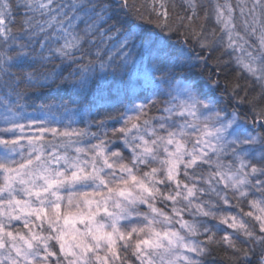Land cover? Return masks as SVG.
Instances as JSON below:
<instances>
[{
    "label": "clouds",
    "instance_id": "1",
    "mask_svg": "<svg viewBox=\"0 0 264 264\" xmlns=\"http://www.w3.org/2000/svg\"><path fill=\"white\" fill-rule=\"evenodd\" d=\"M195 2L228 87L169 50L137 102L91 88L124 82L109 0H0V264H208V237L264 264V0Z\"/></svg>",
    "mask_w": 264,
    "mask_h": 264
},
{
    "label": "snow or ice",
    "instance_id": "2",
    "mask_svg": "<svg viewBox=\"0 0 264 264\" xmlns=\"http://www.w3.org/2000/svg\"><path fill=\"white\" fill-rule=\"evenodd\" d=\"M183 4L187 6L185 13L176 16L173 15L176 8L174 0H144V3L139 5V7L135 4L130 5L129 0H119L118 3L110 4V8L112 15H118L123 9L131 8L137 20H142L147 24L155 25V28L160 29L161 32L167 31L169 34H172L183 29V35L185 37L184 42L187 43L188 38H191L192 40L194 38L199 39L198 34H202V26L198 23L201 19V14L199 5H197L195 0H183ZM140 9H146L147 14ZM109 18L111 19L112 16ZM204 19H206V15ZM217 19H219V16ZM49 23H51V21H49ZM117 23H119V21H117ZM108 40L123 53L120 57L118 67L124 74L123 81L126 83V86H140L142 84V80L138 75V61L143 63L145 55L151 59L153 53L159 55L165 51H173L167 43V37L155 33L154 30L145 29L144 24H136L131 28L119 27L115 32L109 33ZM80 43V38L73 34L67 36L65 39L64 48L72 49L78 47ZM200 44L201 47L205 46L204 41H201ZM41 46L43 47V45ZM132 46H135L136 48L135 54H133L132 51H124V49L131 48ZM56 51L61 52V49L57 48ZM61 54L63 53L61 52ZM201 58H203V56H201ZM13 59L14 57L8 56L6 52H0V64L8 63ZM108 59L111 60L112 57L109 56ZM101 67L103 68L104 65L102 64ZM134 76L136 77L135 81H133ZM85 81L86 76L82 73L79 81H76V83H79L80 86L83 87ZM248 103L259 108L264 105V99L259 97L249 98ZM41 131L44 130L41 129ZM207 239V252L209 255L215 251L218 255L224 257L225 264H233L234 257L237 255L234 246L225 247L223 244L216 243L214 237H208ZM225 239H227V237H225ZM221 249H224V251L221 252Z\"/></svg>",
    "mask_w": 264,
    "mask_h": 264
},
{
    "label": "trees",
    "instance_id": "3",
    "mask_svg": "<svg viewBox=\"0 0 264 264\" xmlns=\"http://www.w3.org/2000/svg\"><path fill=\"white\" fill-rule=\"evenodd\" d=\"M109 2L110 4L118 3L119 0H109ZM174 2L176 4V8L173 12V15L176 16L184 14L187 6L183 4V0H174ZM129 3L130 5L135 4L137 7H139V5L144 3V0H129ZM140 10L147 14L146 9ZM110 16H112L110 22L115 23L118 27L131 28L136 24H144L145 29L154 30L155 33H159L160 35L167 37V43L170 45L173 51L178 50L180 52H183L191 48L193 54L199 53V55L205 57L204 74H197L198 86L202 90L208 87L210 82L209 78L215 79L219 82L217 91H219L220 89H226L228 87L225 81L230 78L231 69H229V72L227 73L223 72L221 69H218L212 63V53L200 50L191 38H188V42L185 43L183 29H180L179 31L174 32L172 34H169L167 31L161 32L160 29L155 28V25L147 24L145 21L142 20H137L131 8L123 9L118 13V15H112V11L110 9ZM117 21H119V23H117ZM124 51H132L133 53H135L136 48L135 46H132L131 48L124 49ZM133 81H135L134 77ZM91 88L94 92L99 89L100 91L107 93L108 97L111 99H115L114 93L116 91H120L124 94L126 99L134 98L137 102H146L147 100L146 94L143 91L138 90V85L126 86V83H121L119 79H114L104 84H100L97 81H93L91 84ZM212 94L216 95V92H212ZM45 95H49V93H45ZM220 251L223 252L224 249H221ZM208 264H225V260L222 255H218L215 251H213L212 254L208 257Z\"/></svg>",
    "mask_w": 264,
    "mask_h": 264
}]
</instances>
